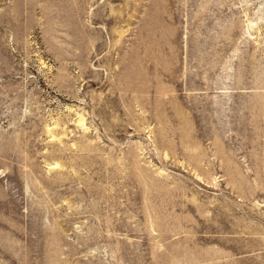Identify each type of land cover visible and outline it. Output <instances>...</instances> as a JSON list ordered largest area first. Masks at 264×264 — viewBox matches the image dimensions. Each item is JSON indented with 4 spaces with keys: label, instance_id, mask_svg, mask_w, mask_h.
Returning <instances> with one entry per match:
<instances>
[{
    "label": "rangeland",
    "instance_id": "rangeland-1",
    "mask_svg": "<svg viewBox=\"0 0 264 264\" xmlns=\"http://www.w3.org/2000/svg\"><path fill=\"white\" fill-rule=\"evenodd\" d=\"M0 264H264V0H0Z\"/></svg>",
    "mask_w": 264,
    "mask_h": 264
}]
</instances>
